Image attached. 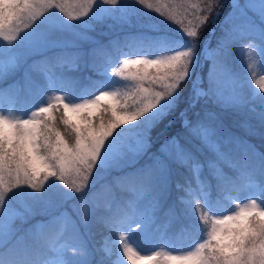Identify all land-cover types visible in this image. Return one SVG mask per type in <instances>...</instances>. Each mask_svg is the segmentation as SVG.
Masks as SVG:
<instances>
[{
	"label": "snow or ice",
	"instance_id": "snow-or-ice-1",
	"mask_svg": "<svg viewBox=\"0 0 264 264\" xmlns=\"http://www.w3.org/2000/svg\"><path fill=\"white\" fill-rule=\"evenodd\" d=\"M72 2L76 7L69 11V0H0V40L8 57L7 61L0 59V75L18 63L9 48H67L68 42L54 39L55 35L68 31L73 27L69 21L88 17L97 7L103 16L133 24L130 5L121 7L120 0ZM135 3L175 23L184 39L131 32L124 46L138 43L156 49V54L124 58L118 66L96 63L107 52L104 46L88 54L61 52L48 62L46 74L50 88L58 82L64 92L42 98L24 111L17 108L18 94L13 93L0 107V264H94L96 253L100 258L95 264H111L106 248L94 252L88 247L83 231L88 218L112 232L147 234L157 227V213L167 203L173 185L183 193L187 227L199 231L200 239L180 254L170 250L163 256L159 251L142 255L131 242H124L122 256L128 264H264V152L234 137L222 115L225 110L245 114L246 108L254 112L250 105L259 99L260 128L249 126V131L264 137V94L245 99L229 63L233 46L239 45L242 62L250 65L258 59L264 71V0H232L231 11L220 24L216 47L204 53L198 51L202 30L217 24L224 0H185V16L195 17L187 26L162 0L155 5L149 0ZM102 5L118 7L119 14ZM57 10L66 20H45ZM120 46L115 41L109 47ZM84 55L105 79L126 81L127 91L101 82L99 94L77 100L74 83L54 70L75 67ZM201 59L211 62L207 92L198 83ZM257 83L264 93V76ZM201 98L204 103L198 107ZM210 102L220 110H212ZM181 104V130L166 139L143 166L134 167L150 148L152 126ZM129 167L133 170L125 171ZM225 167L234 169V175L228 176ZM112 169L122 171L118 183L135 193L134 197L118 203L115 211L111 205L102 211L87 209L79 221L61 213L47 224L28 228L26 236L31 242H13L15 221L31 212V204L23 213L15 208L12 201L16 197L49 204L47 197L55 189L67 201L74 198L73 193L91 187L98 174ZM242 188L251 191L246 202L237 198L231 209L217 213L210 193L230 199ZM80 204L87 208L85 200ZM174 212L169 206L166 215Z\"/></svg>",
	"mask_w": 264,
	"mask_h": 264
},
{
	"label": "rangeland",
	"instance_id": "rangeland-1",
	"mask_svg": "<svg viewBox=\"0 0 264 264\" xmlns=\"http://www.w3.org/2000/svg\"><path fill=\"white\" fill-rule=\"evenodd\" d=\"M163 3L169 4L172 7V11L176 14L177 20H183L185 26H187L188 20L193 19L191 18V15L185 16V9H186V3L185 0H162ZM194 2V1H192ZM149 3H153L155 5L156 0H149ZM225 8L221 10V15L224 13L227 15L229 11H231V3L232 0H224ZM123 5H130V11L133 13V16L131 17L133 24L131 26L124 25L121 23H118L115 19L111 17L103 16L100 12V8L97 7L94 9L92 13L88 17H83L80 20L77 21H69L73 27L69 29L66 32H59L55 35L54 39H57L59 41L68 42L67 48H47V49H33V48H27L25 46H17L16 48H9V52L12 55H15L18 57V63L15 65V67L11 68L10 74H8V71L0 75V78L4 77L1 82L8 81L9 88L12 90H15L13 93H16L20 91L21 93H26L27 96V102L25 103V107H32L36 103L42 99V98H51L54 95L60 94L64 91L56 90L53 93H46L44 91V85H42L41 82H37L31 73V66L34 65L38 61V57L46 54L48 51L56 50V49H67V50H74V51H83L90 53L93 49L99 48L101 46H104L105 48L108 47V51L110 54V58L107 60L109 65H116L118 66V61L122 62L124 58H136L138 54L145 53L147 51L144 50V46L136 43V45H133L132 43L128 44V46H124V43L121 42V37L116 36V32L124 31L125 32H135L133 30H139L138 32L144 33L149 36H165L169 37L174 40H182L184 37L179 33L177 30V25L175 23L173 24L172 29L170 26H163L162 28H159L155 25H152L148 23L149 17L145 16L148 15L150 12H153L156 16H159L154 10H148L143 5H139L135 3V0H120V6ZM76 7V5L72 2V0H69V4L67 5V8L69 11H73V9ZM101 7L104 8H111L113 9V12L115 14H119V8L116 6L111 5H102ZM226 9L227 12H226ZM167 11V9H165ZM224 15V16H225ZM142 16L147 18L145 21L142 20ZM162 20L163 18L160 17ZM57 19H65L66 17L63 16V14L59 13L58 10L56 12V15H50L45 18L46 21L53 22ZM195 19V17H194ZM193 19V20H194ZM224 17L222 18L220 24L222 23ZM108 20H112L114 24L119 26L117 29H114L115 33H113L111 30L106 32H96L95 31V25L98 23H104ZM164 21V20H163ZM165 22V21H164ZM219 23L215 26L208 25L202 30L201 37L203 35H206L204 37V40H202V49L199 50L200 53H204L205 51H210V42L212 40V35L214 34L216 28L218 27ZM44 25L42 24L41 27ZM137 26H142L141 29H139ZM148 29L149 31L159 30V32H163L161 34H151L150 32H146ZM169 33H173L174 35H169ZM112 34V35H111ZM114 35V36H113ZM127 35L124 36V38ZM104 38H108L107 40ZM120 41L121 46L119 48H112L109 47L112 45L113 42ZM4 42L0 40V59H4L7 61L8 57L4 55ZM234 52L237 53L236 58L241 62V68H244L245 72L249 73V77L247 78L249 80L248 83H242V86L244 89H247L248 94L246 96V99H252L253 94L255 93L256 96H259L261 94V90L259 88V85L257 81L260 80L261 76H264V71H262L259 67V60L254 59L250 65H246L244 62H242L239 52V45H234L233 48ZM233 55H230L229 59H232ZM207 60L201 59L200 61V67L205 65ZM98 64V63H97ZM92 62L87 61L84 63L77 64V66L72 67L71 72L64 73V78L68 81L74 80V79H80L83 72H87V80L92 81L95 83V91L92 92V87L87 83L86 86V92H82L78 94L75 98L77 100L81 97H91L92 95L99 94L98 89L99 85L102 82L100 80L101 77H103V73L101 71H97L93 68ZM99 65V64H98ZM105 66V65H103ZM90 68V69H89ZM112 68L108 67V74L111 76ZM8 74V75H6ZM197 74L200 75V73L197 70ZM49 78V76L47 75ZM122 79L119 77H112L111 80H105L104 83H110L113 88H117L119 84H122L126 81H121ZM39 81H41L39 79ZM118 82V83H117ZM117 83V86H116ZM201 85V79L198 81ZM61 86L64 88V86L61 84ZM188 88H191V84L189 83ZM203 91L204 88L201 85ZM41 90V91H40ZM34 91V92H33ZM40 91V92H39ZM38 93V94H37ZM39 95V97L36 99V97ZM204 98H201L200 101H203ZM256 103H258V106H260L259 99H255ZM255 100H252V103L255 102ZM199 101V102H200ZM203 103V102H200ZM35 105V106H36ZM5 105L0 104V107H4ZM214 106V107H213ZM211 105L209 103V107L212 110H218L219 106L217 105ZM20 108L22 107V103H20ZM214 108V109H213ZM182 109V108H181ZM176 112L178 114V117H163L158 122L161 124V127L158 129V134L155 136V140L153 142L158 143L159 138L162 139L161 143H163L166 139H170L173 135L176 134L177 130H181V121L179 118V110ZM21 110V109H20ZM157 123V122H156ZM175 123V124H174ZM157 125H153L150 130V140L153 138L152 131ZM160 131H162L160 133ZM162 136H160V134ZM160 143V144H161ZM160 147V146H159ZM157 148V150L159 149ZM156 150V152H157ZM149 152V151H148ZM147 152L146 155L142 156L139 160H137L134 167H141L143 164L148 160V158L151 156ZM133 168L129 167L125 169V171H132ZM122 171L120 169H112L110 172L107 173H101L97 175L96 180L93 182L92 186L85 189L82 193H73V199H69L65 201L63 197L60 195V192L57 190L53 195H48L47 199L50 201L49 204H45L43 202L40 203H32L28 200H25L22 197H16L14 201H12V204L15 208H17L20 212H26L27 206L31 204V212L27 215L25 219H17L13 225V228L15 229V236L13 237V242H31L30 237L26 236V230L30 228L33 225L37 224H47V222L53 217V216H60L61 213H66L68 216L71 217L72 220L79 221L81 217L84 214V211L87 209H95L96 211H102L104 210L105 206L111 205V210L115 205V197L116 194H119L122 197V200L126 202L130 198L134 197L135 193L129 191L128 189H123V187L118 183L119 178L122 175ZM207 175V173H205ZM119 177V178H117ZM55 190V189H54ZM52 190V191H54ZM61 190H63L61 188ZM29 191H31L29 189ZM51 191V192H52ZM123 194V195H121ZM183 194H177L173 190L169 193V199L165 206L159 210L157 213H160L163 209H169V206H174L175 201H181V197ZM251 195V191L249 189L245 191H238L236 194H233L232 197L229 198H222L226 203H222L221 201H218L215 205V210L217 213H224L227 210H224L223 206L225 204H232L233 202L238 198L241 201L246 202L247 198ZM81 199L85 200L87 202V208L82 209L80 201ZM95 219L92 217L88 218V223L86 227L83 228V231L86 234V239L88 241V231L90 227L95 224ZM155 235V232L152 230L147 234H139L138 230L134 233L129 234L128 232H119V235H117L112 240L104 239L102 242V248H106L108 250V255L111 260V264H128L126 261V258L122 256V248L124 242H131L132 246L137 248L141 252L142 255H151L154 251L161 252V255L163 256L170 250L173 254H180L184 249H188L191 246H193L196 242L189 245L188 247L184 249H180L174 245H172L170 242L166 241H155L153 239ZM123 236L125 238L124 241L120 240V237ZM134 238V239H133ZM154 241V242H153ZM142 244H145L146 246H142Z\"/></svg>",
	"mask_w": 264,
	"mask_h": 264
},
{
	"label": "trees",
	"instance_id": "trees-1",
	"mask_svg": "<svg viewBox=\"0 0 264 264\" xmlns=\"http://www.w3.org/2000/svg\"><path fill=\"white\" fill-rule=\"evenodd\" d=\"M192 1L198 2V0H192ZM227 10L228 9H226V12H227ZM224 15L225 14L223 13L219 17V20H218L219 25L216 28L214 34L212 35V40L210 42V45H211L210 50L214 49L216 47V41L220 35V22H221L222 18L224 17ZM145 16L149 17L150 19L148 20L147 18L142 16L143 21H145V19H147L148 23L155 25L159 28H162L163 26L164 27L170 26V28L172 29V27H173L172 23L164 22L159 16H156L153 12H150L148 15H145ZM192 17L194 19V16H191V18ZM118 27L119 26L114 24L112 20H108L104 23L102 22V23L96 24L95 25V31L96 32H106V31L108 32L111 30L113 33H115L114 29H117ZM137 27L139 29L142 28V26H137ZM145 30H147L146 32H150L151 34H158V33H160L158 35L164 34L163 32H159L160 29H158V30L153 29L154 32L149 31L148 29H145ZM133 31L138 32L139 30H133ZM129 33L130 32H125V30H124V31L116 32V34H114V35L120 36L121 42L124 43V41H125L124 36L128 35ZM161 33H163V34H161ZM169 35L172 36L174 34L169 33ZM206 36H207V34L203 35L202 38H200V41L204 40V37H206ZM104 39L107 40L108 38H104ZM132 44L136 45V43H132ZM202 47H203V45L201 42L200 46L198 48V51L201 50ZM143 48L148 49V52H151L153 55L156 54V51H157L156 49H149L145 46ZM61 52H77V51L67 50V49H56V50L48 51L46 54L39 56L38 61L34 65L31 66L32 76L37 82H41L42 84H44L43 78L45 76V73L48 70V62L52 58L59 55ZM79 53L88 54L87 52H85V50H83ZM230 55H233V58L229 59L230 66L232 68V71L237 76L238 85L241 88L243 95L246 99L248 91H247V89L243 88L242 83H248L249 82V80L247 79L249 77V73L245 72L244 68H241V62L236 58L237 53L234 52L233 49L231 50ZM105 56H106V54L99 55L96 59V63H98L99 65L105 64V60H104ZM87 61L92 62V60L89 56L84 55V58L79 63H84ZM210 65H211V62L207 61L205 63V65H203L202 67L197 69L198 72L200 73L201 82H202L201 85L203 86L205 92H207V68ZM54 71L57 74H61L64 72H69L71 70H70L69 66L65 65L63 68H57ZM10 72H11V69L8 70V74H10ZM8 74H6V75H8ZM3 78L4 77L0 78V100L1 101L7 99L9 94H12V90L8 87L11 82L10 83L8 81L1 82L3 80ZM39 79L41 81H39ZM101 79H103V78H101ZM86 82L92 87V90L94 91L95 86H96L95 83H93L92 81H89V80H86ZM73 83L77 84L78 81H75ZM117 83H116V86H117ZM125 84H126V82L119 84L117 86V88H120L121 91H127V89L124 87ZM16 93L18 94V100L21 103L25 104L27 102L26 93H21V92H16ZM200 102L204 103V99H203V101H200ZM200 102L198 104V107L200 104H203ZM211 105L213 106L215 104L211 103ZM250 106L255 108L254 112L248 111L247 108L245 109V114L233 113V112H230L227 110L223 111L222 115L224 118V122H225V125H226L228 131L234 137L238 138V140H240L246 144L254 146L258 152H264V137H262L259 134V132H257L256 134H253L252 132L249 131V126L256 128V129L260 128V124H259L257 114L261 110V105L258 106V103H256V100H255V102H253ZM18 107L20 109V104H17V108ZM182 107H183L182 104L179 105V107L177 109L172 110L170 113L166 114L165 117H168V118L178 117V114L176 111L178 109H181ZM30 109L25 108V110H30ZM219 110L220 109L215 110V111H219ZM245 121H247V122H245ZM155 125H157V126L152 131L153 138H151V140H150V148L148 150L149 154L156 152L157 148L162 144L161 138H159L158 143L153 142L155 140V136H157V134H158V129L161 127V124L159 122L155 123L154 126ZM177 131H180V130H177ZM161 132L162 131H160V133ZM160 136H162V135L160 134ZM224 171L228 176H233L235 170L232 168H229V167H225ZM123 189H125V188L123 187ZM172 190L177 194H183L180 191L176 190L174 185H173ZM55 191L56 190L50 192L49 196L53 195L55 193ZM121 195H123V194H121ZM210 195H212L214 203H215L217 198H220V197H217L215 195V193H210ZM118 203H124V201L122 200V197L119 194H116L115 205L112 208V211L116 210ZM173 207L175 209V212H174V215H171V216L166 215L168 213L169 209L168 210L163 209L160 211L159 216H158V221H157V227L153 228L152 231H154V232L156 231V233H155L156 238L168 239L171 242H173L175 245L179 246L180 248H186L188 245H190V244H192L195 241L200 239V232L195 230V229H191V228L187 227V223H188L189 218H186L184 215L183 205H182L181 201H178V200L175 201V204ZM225 207L227 209L231 208V206H229V205H226ZM116 235H117V232H112V231L106 229L105 227H103L102 225L95 223L90 227V229L88 231V236H89L88 247L95 252L97 249L102 248V242L104 239L112 240ZM99 258H100L99 253H96V255L93 258L94 264H95V261L99 260Z\"/></svg>",
	"mask_w": 264,
	"mask_h": 264
}]
</instances>
